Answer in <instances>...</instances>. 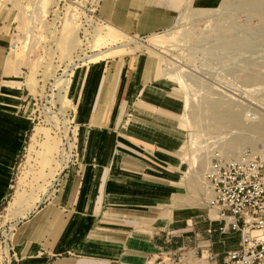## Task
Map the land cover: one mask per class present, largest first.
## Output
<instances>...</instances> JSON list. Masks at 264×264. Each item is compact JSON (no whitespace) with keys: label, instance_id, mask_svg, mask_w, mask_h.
Returning a JSON list of instances; mask_svg holds the SVG:
<instances>
[{"label":"rangeland","instance_id":"1","mask_svg":"<svg viewBox=\"0 0 264 264\" xmlns=\"http://www.w3.org/2000/svg\"><path fill=\"white\" fill-rule=\"evenodd\" d=\"M191 1L172 28L156 33L161 43L147 48L152 34L134 36L107 26L99 13L102 0H0L10 59L21 68L24 110L34 119L0 208V264L11 258L16 223L32 213L50 181L44 197L60 187L58 173L72 170L89 148L77 88L87 71L107 61L128 60L131 66L138 58L145 61L155 85L170 92L181 112L168 120L185 134L184 146L171 158L180 162L185 186L178 196L185 202L183 218L208 213L202 176L215 149L264 161V137L237 152L223 151L244 134L221 121L214 108L228 105L246 122L264 115V0ZM18 190L24 203L8 208Z\"/></svg>","mask_w":264,"mask_h":264},{"label":"crops","instance_id":"2","mask_svg":"<svg viewBox=\"0 0 264 264\" xmlns=\"http://www.w3.org/2000/svg\"><path fill=\"white\" fill-rule=\"evenodd\" d=\"M186 2L102 0L99 13L115 31L153 35L172 28ZM9 31L0 25V208L34 124L24 110L21 68L10 59ZM144 63L107 61L83 75L77 111L89 148L72 170L58 173L60 187L44 197L50 181L32 213L16 223L4 264H159L161 250L183 244L195 263L204 247L224 255L238 246V233L208 234L216 223L205 196V217L181 216L185 186L180 162L171 158L185 134L168 120L181 112ZM24 201L18 190L8 208L18 210Z\"/></svg>","mask_w":264,"mask_h":264},{"label":"built area","instance_id":"3","mask_svg":"<svg viewBox=\"0 0 264 264\" xmlns=\"http://www.w3.org/2000/svg\"><path fill=\"white\" fill-rule=\"evenodd\" d=\"M204 178L205 203L216 223L207 232L238 233V246L224 255L208 247L192 263L183 244L161 250L159 264H264V161L247 152L227 157L215 149Z\"/></svg>","mask_w":264,"mask_h":264},{"label":"bare ground","instance_id":"4","mask_svg":"<svg viewBox=\"0 0 264 264\" xmlns=\"http://www.w3.org/2000/svg\"><path fill=\"white\" fill-rule=\"evenodd\" d=\"M188 2H192V1L188 0L187 3ZM111 29H113V28H111ZM157 36H158L157 34L152 35L153 39L150 40V43H148V44L146 43L147 48H150L149 45H151V44L155 45L156 43H161L160 39ZM155 37H157V38H155ZM142 45H145V43ZM115 47H113V48H115ZM214 108H216V110H218V108H219V111H217V113L219 114V119L221 121H223L225 124H230L234 128L240 129L242 131V133L244 134V136H242L239 141L235 140L236 142L234 141L231 144H229V146H227L225 149H223V151L227 150L230 152H237L241 148V146H243L244 144H246V143L247 144L248 143L254 144L257 140L258 141L261 140L260 139L261 137H264V115H260V114L258 115L257 114L258 117H256L255 120H253L255 117L253 118V116H252V119H250L249 122H246L245 120H243V116H242L240 111H232V109L228 105H225V106L220 105V107H219V105H215ZM240 155H238V156H240ZM209 164H210V162H209ZM209 164H208V166H209ZM208 166H207V168H208ZM207 168H206V170H207ZM204 169H205V167H204ZM204 174H205V172H204ZM203 183L206 186V188H205V193H206L207 192V182L204 178V175H203Z\"/></svg>","mask_w":264,"mask_h":264}]
</instances>
